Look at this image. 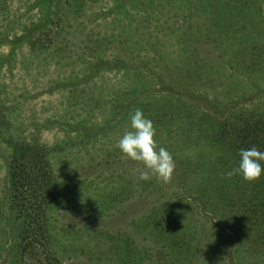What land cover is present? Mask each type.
<instances>
[{
  "label": "trees",
  "instance_id": "trees-1",
  "mask_svg": "<svg viewBox=\"0 0 264 264\" xmlns=\"http://www.w3.org/2000/svg\"><path fill=\"white\" fill-rule=\"evenodd\" d=\"M6 1L0 0V50L8 47L0 51V77L13 70L26 47L32 63L59 69L62 76L52 84L85 86L83 91L91 95L83 101L84 112L70 110L74 115L65 119L67 128L81 130L85 140L130 130L129 113L142 109L154 123L157 145L173 154L176 167L168 183L153 174L148 181L128 177L127 184L135 183L142 193L174 188L171 198L193 197L213 224L238 244L264 248V175L251 182L224 175L237 165L240 149L255 146L264 151V102L258 107L239 106L236 98L221 103L191 87L200 74L171 73L168 60L131 55L126 31L119 27L104 33L89 28L90 10L98 6L103 14L116 13L119 22V15L130 14L129 7L137 9L134 0H10L16 6L8 10ZM178 62L182 61L174 66ZM112 72L121 77L117 87L99 90L95 79ZM243 99L252 96L245 94ZM72 104L69 107L75 109ZM12 109L0 97V120ZM8 141L13 151L6 204L15 228L8 264H64L52 248L51 211L64 205L54 149L40 137L12 136ZM133 195L129 192L127 197ZM184 212L180 199L161 201L141 220L144 237L153 236L149 248H164L169 264L196 258L198 231L191 221H184ZM145 258L126 262L143 264Z\"/></svg>",
  "mask_w": 264,
  "mask_h": 264
},
{
  "label": "rangeland",
  "instance_id": "rangeland-1",
  "mask_svg": "<svg viewBox=\"0 0 264 264\" xmlns=\"http://www.w3.org/2000/svg\"><path fill=\"white\" fill-rule=\"evenodd\" d=\"M133 2L137 9L129 7L130 14L119 15V22H115L116 13L103 14L95 7L87 15L89 28L104 33L119 27L126 31L124 39L134 50L131 55L168 60L171 73L200 74L191 87L216 96L221 103L236 98L239 106L258 107L264 102V0H255L253 15V8L246 10L245 0ZM14 6L6 1L7 10ZM239 15L244 23L239 22ZM27 52L23 47L13 70L3 71L0 77V97L13 107L0 120V264H8V246L15 235L6 204L13 151L8 140L12 136L40 137L54 149L52 158L64 205L51 211L52 248L64 264H127L126 260L136 262L143 256V264H169L164 248H149L153 236L145 238L140 225L155 205L179 199L184 221L192 222L199 240V247L193 248L195 260L183 264H264V248L238 244L229 232L225 234L213 224L193 197L171 198L175 189L169 187L159 193L148 189L142 193L135 183V189L127 184L128 177L137 181L139 172L146 169L117 147L125 131L97 141L82 138L81 130L70 131L65 125L68 116L74 115L70 110L84 112L83 101L91 93L84 92L83 85L65 88L52 84L62 76L59 69L32 63ZM178 60L181 67L174 66ZM120 79L112 72L95 82L104 90L117 87ZM245 94L252 99L245 102ZM129 192H134L133 197H127ZM166 192L167 197L161 195Z\"/></svg>",
  "mask_w": 264,
  "mask_h": 264
},
{
  "label": "clouds",
  "instance_id": "clouds-1",
  "mask_svg": "<svg viewBox=\"0 0 264 264\" xmlns=\"http://www.w3.org/2000/svg\"><path fill=\"white\" fill-rule=\"evenodd\" d=\"M129 118L130 130L119 138L117 147L127 158L142 162L146 170L139 172L140 181H148L150 174H154L162 182H170L176 167L175 160L165 147L157 145L152 119L140 108L130 112ZM238 155L237 165L224 173L227 178L238 175L251 182L264 175V151L253 146L240 149Z\"/></svg>",
  "mask_w": 264,
  "mask_h": 264
},
{
  "label": "crops",
  "instance_id": "crops-1",
  "mask_svg": "<svg viewBox=\"0 0 264 264\" xmlns=\"http://www.w3.org/2000/svg\"><path fill=\"white\" fill-rule=\"evenodd\" d=\"M246 1V6H247V8H246V10L247 11H249V8L252 10V8H253V10L252 11H250L251 13H252V15H253V12L255 13V8H254V5H255V0H245ZM239 18V22L240 21H244V20H241L240 19V15L238 16ZM251 18H253V16H251ZM248 22H250L249 20H247ZM252 22V21H251ZM244 23V22H243Z\"/></svg>",
  "mask_w": 264,
  "mask_h": 264
}]
</instances>
